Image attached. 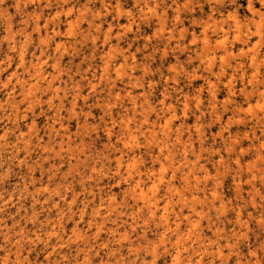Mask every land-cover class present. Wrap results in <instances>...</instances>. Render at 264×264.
Segmentation results:
<instances>
[{"label":"clouds","instance_id":"9594fccd","mask_svg":"<svg viewBox=\"0 0 264 264\" xmlns=\"http://www.w3.org/2000/svg\"><path fill=\"white\" fill-rule=\"evenodd\" d=\"M0 264H264V0H0Z\"/></svg>","mask_w":264,"mask_h":264}]
</instances>
